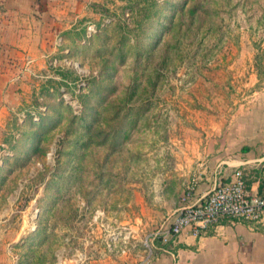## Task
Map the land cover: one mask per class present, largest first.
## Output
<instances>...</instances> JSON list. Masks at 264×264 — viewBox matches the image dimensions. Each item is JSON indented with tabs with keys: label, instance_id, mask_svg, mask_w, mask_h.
I'll list each match as a JSON object with an SVG mask.
<instances>
[{
	"label": "rangeland",
	"instance_id": "1",
	"mask_svg": "<svg viewBox=\"0 0 264 264\" xmlns=\"http://www.w3.org/2000/svg\"><path fill=\"white\" fill-rule=\"evenodd\" d=\"M255 133L264 0H0V264H135Z\"/></svg>",
	"mask_w": 264,
	"mask_h": 264
},
{
	"label": "crops",
	"instance_id": "2",
	"mask_svg": "<svg viewBox=\"0 0 264 264\" xmlns=\"http://www.w3.org/2000/svg\"><path fill=\"white\" fill-rule=\"evenodd\" d=\"M237 169L253 193L264 194V133L247 137L214 173L204 174L190 202L214 183L229 181ZM148 264H264V214L258 222L224 220L199 235L186 229L167 244L156 243Z\"/></svg>",
	"mask_w": 264,
	"mask_h": 264
},
{
	"label": "built area",
	"instance_id": "3",
	"mask_svg": "<svg viewBox=\"0 0 264 264\" xmlns=\"http://www.w3.org/2000/svg\"><path fill=\"white\" fill-rule=\"evenodd\" d=\"M196 184L193 179L182 194L181 205L145 236L146 254L135 264H148L156 243L167 244L186 229L199 235L224 220L258 222L264 214V194L253 193L239 169L229 181L214 183L205 195L190 202Z\"/></svg>",
	"mask_w": 264,
	"mask_h": 264
},
{
	"label": "trees",
	"instance_id": "4",
	"mask_svg": "<svg viewBox=\"0 0 264 264\" xmlns=\"http://www.w3.org/2000/svg\"><path fill=\"white\" fill-rule=\"evenodd\" d=\"M256 59H257V58H256ZM257 60H258V59H257ZM257 60H256V62H258ZM258 76H259V74H258Z\"/></svg>",
	"mask_w": 264,
	"mask_h": 264
}]
</instances>
